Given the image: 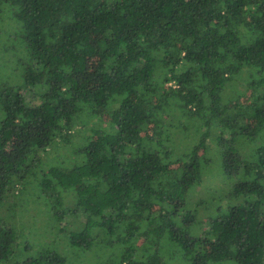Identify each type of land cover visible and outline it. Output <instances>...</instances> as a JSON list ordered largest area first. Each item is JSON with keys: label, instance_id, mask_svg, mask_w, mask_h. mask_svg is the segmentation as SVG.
Masks as SVG:
<instances>
[{"label": "trees", "instance_id": "1", "mask_svg": "<svg viewBox=\"0 0 264 264\" xmlns=\"http://www.w3.org/2000/svg\"><path fill=\"white\" fill-rule=\"evenodd\" d=\"M0 12L15 59L0 75L17 76L0 78V264L37 242L13 222L33 200L51 237L121 244L118 264H264V0H0ZM56 146L80 160L44 170ZM217 159L243 200L191 235L190 191Z\"/></svg>", "mask_w": 264, "mask_h": 264}, {"label": "rangeland", "instance_id": "2", "mask_svg": "<svg viewBox=\"0 0 264 264\" xmlns=\"http://www.w3.org/2000/svg\"><path fill=\"white\" fill-rule=\"evenodd\" d=\"M8 18L3 12H0V23L6 21ZM6 28L13 29L12 21H6ZM0 63L4 61L7 63L10 69L15 67V59L13 57L12 50H6V46H3L2 40H4L6 34L0 29ZM13 45V42L11 43ZM4 69L0 75L6 82H15L17 76L10 70ZM92 128L98 127V122L95 120L91 123ZM100 127L103 124L100 123ZM78 140L76 136L73 137V141ZM245 137L236 139L235 147L249 158L255 144L247 141ZM256 140V139H255ZM67 149L65 147L51 148L48 154L42 153L41 156V166L44 170L48 169L51 164L57 163L58 155L63 156L62 161L65 164H74L80 160L79 157L74 155H68ZM204 173L206 174L203 182L195 184L190 191V198L187 202V208L194 212L196 215V220L192 226L188 228L189 233L194 235L197 233H204L207 229L206 220L209 217H213L226 211L228 207L240 202L243 198L239 195L236 196L234 193V182H236L239 177L236 175L227 176L223 173L222 168L219 164V159L213 161L208 166H205ZM35 186V184H34ZM32 190L31 188L27 191ZM30 201H32L30 199ZM32 204L26 205L24 202L18 210H15L16 218L13 220L18 229L23 231V237L25 243H30L37 241L34 244L26 246H20L18 250L13 253V262L18 260H24L20 262H25L21 264H26L30 261V258L37 257L39 259V264H118L117 256L123 251V246L114 245L108 248H102L99 246H92L89 249H80L68 247L62 244L59 240L51 237L50 234V220L47 212V206L44 202L39 203L37 200H33ZM49 223V224H48ZM164 243V240H163ZM164 248V247H163ZM166 250L169 249L167 245ZM165 250V249H164ZM50 252H56V256L61 257L60 261H55L48 259ZM47 254V256H46ZM33 258V259H34ZM166 264H185L181 259L174 258L170 259L166 257ZM4 264V263H2Z\"/></svg>", "mask_w": 264, "mask_h": 264}]
</instances>
